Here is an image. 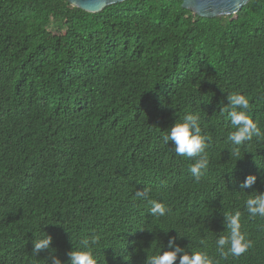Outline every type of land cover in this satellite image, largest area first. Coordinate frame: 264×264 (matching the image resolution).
Listing matches in <instances>:
<instances>
[{
    "label": "trees",
    "instance_id": "trees-1",
    "mask_svg": "<svg viewBox=\"0 0 264 264\" xmlns=\"http://www.w3.org/2000/svg\"><path fill=\"white\" fill-rule=\"evenodd\" d=\"M232 92L264 132V0L216 18L179 0L96 14L66 0H0V264H46L45 252L31 254L45 233L62 261L95 235L98 264H143L169 237L189 249L206 241L216 264H264V218L244 209L264 191V137L233 154L220 112ZM187 112L208 137L198 182L193 160L160 139ZM249 174L256 183L242 193ZM143 187L166 216L136 198ZM237 210L253 247L223 258L215 239Z\"/></svg>",
    "mask_w": 264,
    "mask_h": 264
},
{
    "label": "clouds",
    "instance_id": "clouds-1",
    "mask_svg": "<svg viewBox=\"0 0 264 264\" xmlns=\"http://www.w3.org/2000/svg\"><path fill=\"white\" fill-rule=\"evenodd\" d=\"M247 2L248 0H233L236 8ZM226 100L227 103L220 109V112L221 115L226 114L230 122L232 130L228 132L227 142L233 146V154L238 156L241 146L252 141L253 137H264V132L249 115L250 101L246 95L232 92L226 96ZM160 139L176 156L193 160L188 171L198 182L209 167L208 137L202 134L199 114L187 112L182 119L174 120L162 132ZM256 180V175H247L239 184L240 192L245 193L244 189L252 188ZM149 191L146 187L137 189L135 196L139 200L147 201L148 213L152 217L166 216L170 209L160 200L149 199ZM244 209L249 219L264 218V191L254 190L247 195L244 200ZM241 217L242 213L239 210L223 213L222 223L225 231L215 239V251L220 257L227 258L229 255L240 257L253 247L254 242L246 232L242 231ZM176 239L177 237H169L166 245L160 243L153 253L146 257L143 264H177V262L178 264H216L214 256L206 250V241H200L203 247L189 249L177 244ZM96 243H98V237L95 235L82 238L78 247L75 249L71 247L67 253V259L62 261L55 255L56 249L52 247V237L45 233L31 240V254L38 257L40 252H45L46 264H98L93 251V245Z\"/></svg>",
    "mask_w": 264,
    "mask_h": 264
},
{
    "label": "water",
    "instance_id": "water-1",
    "mask_svg": "<svg viewBox=\"0 0 264 264\" xmlns=\"http://www.w3.org/2000/svg\"><path fill=\"white\" fill-rule=\"evenodd\" d=\"M71 6L91 14H96L106 7L126 0H66ZM181 8L190 11L201 18H216L236 14L239 8L234 6L233 0H179Z\"/></svg>",
    "mask_w": 264,
    "mask_h": 264
}]
</instances>
